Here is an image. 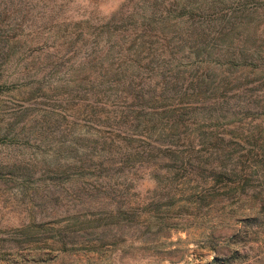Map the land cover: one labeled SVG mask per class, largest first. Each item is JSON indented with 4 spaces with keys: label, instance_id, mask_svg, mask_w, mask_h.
Instances as JSON below:
<instances>
[{
    "label": "rangeland",
    "instance_id": "1",
    "mask_svg": "<svg viewBox=\"0 0 264 264\" xmlns=\"http://www.w3.org/2000/svg\"><path fill=\"white\" fill-rule=\"evenodd\" d=\"M152 1L0 0V264H264V0H202L222 9L206 29L226 31L212 56L255 55L223 63L203 101L215 109L184 110L171 128L204 167L164 152L119 161L145 147L124 132L170 123L118 125L133 106L107 84L94 93L97 61L136 36L134 4ZM109 137L118 147L94 149Z\"/></svg>",
    "mask_w": 264,
    "mask_h": 264
},
{
    "label": "trees",
    "instance_id": "2",
    "mask_svg": "<svg viewBox=\"0 0 264 264\" xmlns=\"http://www.w3.org/2000/svg\"><path fill=\"white\" fill-rule=\"evenodd\" d=\"M191 1L169 0L161 5L163 3L161 0H153L151 9L147 13H145L142 3L135 2L140 5V8L134 4V10L130 13L129 20L139 26L135 30L136 36L128 33L124 37L121 36L119 40L116 38L114 40L115 51L108 52L104 58L97 61L103 67L99 80L96 81V84H99L95 85L94 93L103 89V85L107 84L113 89L112 93L115 92L116 97L121 99L119 100L121 103L128 101L127 104L133 106L131 109H128L126 105L123 106V109L128 111L120 113L118 125H130L128 123L130 118L133 120V127H137L138 121L143 122L140 116H151L152 118L163 116L161 120L164 119L165 122L170 123L164 130H159L157 134L152 132L138 136L124 132L120 137L122 142L130 145L136 141L134 136H137L140 138L139 141L145 144V147H141L139 150L134 146L125 147L119 156L121 162L138 158L160 159L158 153L164 152L170 155L173 161L190 164V162L195 163L196 160L197 166L204 167L199 160L182 155V152L187 148H181L185 141L171 128L177 120L185 116L186 110L215 109V102L204 104L203 101L205 91L211 90L213 94L215 93L216 80L220 81L223 63L232 66L235 61L244 62L248 58L255 57L254 51L251 50L249 53L239 51V55L232 51L227 56L228 58L222 60L223 62L220 61V58L213 57L215 46L217 45L216 48H218L226 41L224 38L226 31L221 32L220 29L215 34V28L210 32L202 20L210 15H213L212 18L220 17L218 13L222 9H219L215 2L208 3L198 0L192 5ZM152 44L155 45L152 46ZM156 44L162 48L157 52L154 50ZM145 46L151 50L147 49L146 51ZM108 48V50L113 49L111 46ZM209 48H211L210 52ZM166 49L169 51L166 52ZM183 59L187 61L184 62ZM191 64L197 65L192 71L186 72L189 68H182V66L190 67ZM200 64L205 67L200 68ZM198 70L200 71L197 72ZM142 77L148 78L146 88ZM209 115L215 116L210 113ZM218 115L223 116L221 111ZM143 124L145 125L144 122ZM153 135L162 138L165 144L154 143L157 138H154ZM114 144L115 146L119 145L115 139L109 137L108 140H103L100 144L95 139L93 147L96 149V146H100L101 149L112 150ZM110 154L112 155V153ZM87 156L93 157L90 154ZM99 164L103 168L105 167L101 160ZM108 217L104 216V218ZM95 226L100 225L96 223Z\"/></svg>",
    "mask_w": 264,
    "mask_h": 264
}]
</instances>
